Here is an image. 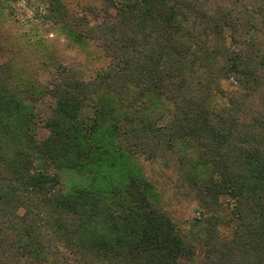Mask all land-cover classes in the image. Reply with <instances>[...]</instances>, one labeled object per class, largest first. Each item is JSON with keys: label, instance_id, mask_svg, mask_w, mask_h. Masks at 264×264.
<instances>
[{"label": "trees", "instance_id": "trees-1", "mask_svg": "<svg viewBox=\"0 0 264 264\" xmlns=\"http://www.w3.org/2000/svg\"><path fill=\"white\" fill-rule=\"evenodd\" d=\"M49 6L63 33L101 41L110 61L90 78L59 64L46 88L0 64V264L193 260L137 156L174 159L203 213L202 264H264V0H105L93 23ZM38 157L78 182L63 188Z\"/></svg>", "mask_w": 264, "mask_h": 264}, {"label": "rangeland", "instance_id": "rangeland-1", "mask_svg": "<svg viewBox=\"0 0 264 264\" xmlns=\"http://www.w3.org/2000/svg\"><path fill=\"white\" fill-rule=\"evenodd\" d=\"M62 1L71 17H84L92 23L101 19L96 14L105 6V0ZM49 15V0H0V64H11L17 77L44 88L52 86L58 79L59 64L77 69L85 78L93 77L97 70L108 65L110 58L101 41L76 43L50 20ZM217 100L219 103L225 101L220 95ZM35 104V132L41 140L48 134L45 120L55 100L46 93ZM85 113L90 111L86 109ZM137 159L155 185L158 204L197 246L193 260L182 257L181 261L202 264L201 234L195 224L202 220L203 213L194 194L180 185L174 159H147L143 156H137ZM36 167L58 173L62 187L66 189L79 179L74 172L58 171L40 157L36 160ZM222 200L224 210L219 228L223 238H230L233 223L228 214L233 208V200L227 196Z\"/></svg>", "mask_w": 264, "mask_h": 264}]
</instances>
